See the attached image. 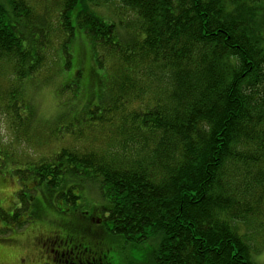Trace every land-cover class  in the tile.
<instances>
[{
    "label": "trees",
    "instance_id": "16d2710c",
    "mask_svg": "<svg viewBox=\"0 0 264 264\" xmlns=\"http://www.w3.org/2000/svg\"><path fill=\"white\" fill-rule=\"evenodd\" d=\"M88 3L111 7L125 35ZM76 30L87 48L78 60L69 49ZM74 62L89 78L87 102L47 127L75 143L12 158L17 207L1 218L20 231L40 187L46 201L75 206L93 184L109 232L159 238L154 264H259L251 253L264 248V0L0 2V108L12 129L27 132L34 120L24 82ZM83 70L58 91L77 100ZM74 237L47 244L68 257Z\"/></svg>",
    "mask_w": 264,
    "mask_h": 264
},
{
    "label": "rangeland",
    "instance_id": "374dc122",
    "mask_svg": "<svg viewBox=\"0 0 264 264\" xmlns=\"http://www.w3.org/2000/svg\"><path fill=\"white\" fill-rule=\"evenodd\" d=\"M0 2L5 4V0H0ZM87 7L98 18L105 22H113L119 37L125 35L120 24L122 20L116 16L111 7L96 6L92 3H88ZM120 14L125 18L131 17V13L124 9ZM74 16L75 13L72 14L73 23ZM79 32L76 30L75 38L69 47L71 54L77 60L81 58V50H87L81 42L85 38L83 35L79 36ZM78 51L79 56L76 53ZM6 68L3 69L6 74L12 72ZM78 68L83 70L81 67ZM78 68L75 67L74 62L68 71L53 75L46 81H41L36 77L24 82L22 90L25 91L34 112V120L30 124L29 131L12 129L5 113L0 108V146L5 150H2L3 157L5 155L4 160L0 159V264H89L90 262L99 264L105 263V259L107 264H154V253L159 238L152 236L142 242L133 243L109 232V227L101 220L100 207L104 202L97 186L93 184L83 185L80 192L81 198L75 206H67L54 199L50 202L46 201L40 196V193L44 192L43 187H40L38 194L34 196L33 203L31 202L32 206L29 211L32 215L31 220L20 231L14 230L12 224L6 223L1 218V212L10 215L17 207L15 195L19 186L16 177L11 174L12 158L24 163L26 160L20 159L18 155L27 157L26 159L48 157L60 147L75 143L69 136L63 137L60 141L54 140L49 134V129L56 121L69 120L84 109L82 106L87 102L86 91H89V78L85 75V70L82 71L77 82H73L76 87L74 94L79 96L77 100L68 93L62 95L58 91L63 83L72 76H76L75 72ZM1 83L0 90H3V83ZM98 101L96 99L91 104H97ZM77 143L76 146L83 147L89 141L85 138ZM69 235L75 236L73 246L77 248L76 252L68 257L58 255L60 248L55 246L57 241L60 236ZM48 239L49 241L54 239L56 244L53 246L47 244ZM88 246L93 252L83 253L81 247ZM106 250L105 259H102V251ZM251 256L259 264H264V248L257 253L252 252Z\"/></svg>",
    "mask_w": 264,
    "mask_h": 264
}]
</instances>
